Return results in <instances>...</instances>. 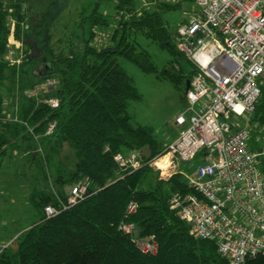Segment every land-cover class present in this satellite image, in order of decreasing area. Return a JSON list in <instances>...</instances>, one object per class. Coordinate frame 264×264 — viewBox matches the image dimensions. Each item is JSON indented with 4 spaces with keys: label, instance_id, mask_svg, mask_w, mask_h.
I'll return each mask as SVG.
<instances>
[{
    "label": "trees",
    "instance_id": "1",
    "mask_svg": "<svg viewBox=\"0 0 264 264\" xmlns=\"http://www.w3.org/2000/svg\"><path fill=\"white\" fill-rule=\"evenodd\" d=\"M152 3L151 9L141 12L136 0H95L82 7L78 23L66 39V53L56 54L48 47L36 54L31 37L42 41L51 37L50 32H43L44 24L51 23L48 11L36 23V16L24 7L26 0H0V170L4 158L15 151L21 159L24 156L39 164L37 171L43 181L41 186L33 180L29 184L35 221L16 237L14 248L8 245L0 250V264H232L214 240L196 237L191 225L171 208L172 194L198 193L181 170L167 179L159 177L151 160L166 144L152 126L133 125L128 113V105L141 96L120 59L144 72L156 71L157 64L143 44L154 45L167 55L162 72L183 94L196 72L195 65L177 48L175 33L164 17L179 2ZM109 26L108 39L97 45L94 28ZM10 36L20 43L17 48L13 45L14 58L19 59L16 63L5 57ZM47 77L58 82L44 92L58 99L55 108L31 94ZM259 87L250 121L261 126L264 76ZM52 121L56 122L54 131L46 135V126ZM64 145L71 150L73 167H66L61 159ZM145 145L150 149L149 159L141 153ZM130 150L140 151L145 164L126 170L116 163L115 154ZM258 166L264 177L263 159ZM83 178L88 179V187L82 198L58 214L46 216L44 206L65 201L68 185ZM131 202L136 208L128 213ZM122 222L135 224L133 236L120 229ZM150 235L157 242L155 254L141 252L134 241ZM241 264H264V252Z\"/></svg>",
    "mask_w": 264,
    "mask_h": 264
},
{
    "label": "built area",
    "instance_id": "2",
    "mask_svg": "<svg viewBox=\"0 0 264 264\" xmlns=\"http://www.w3.org/2000/svg\"><path fill=\"white\" fill-rule=\"evenodd\" d=\"M196 3L186 22L177 29L176 43L196 67L184 92L183 110L175 117L181 129L151 160L171 171L197 156L200 162L188 177L198 194L174 193L171 208L189 223L201 239L214 240L218 251L232 264L264 252V177L259 160L264 147L248 146L250 129L234 127L233 117L253 113L260 95L259 79L264 76V0H191ZM6 54L10 63L20 43L10 36ZM57 79L47 77L31 94L55 108L58 99L44 94ZM56 122H49L45 134H52ZM138 150L119 152L114 160L126 170L141 167ZM88 179H78L65 201L44 206L53 216L78 201ZM136 204L128 205V213ZM120 229L134 235L135 224L122 222ZM143 253L155 254L153 235L134 239Z\"/></svg>",
    "mask_w": 264,
    "mask_h": 264
},
{
    "label": "rangeland",
    "instance_id": "3",
    "mask_svg": "<svg viewBox=\"0 0 264 264\" xmlns=\"http://www.w3.org/2000/svg\"><path fill=\"white\" fill-rule=\"evenodd\" d=\"M53 3H50V2ZM95 0H26L28 13L36 16V23L44 12L48 11V20L51 23H45L43 32L51 33L48 41L37 40L31 37L33 45L36 47V54L41 53L43 49L51 47L57 54L59 52L66 53L68 35L74 30L80 18V11L84 5H88ZM158 0H136V9L143 11L151 9L152 2ZM171 4L179 2L175 8L168 10L164 17L169 28L174 31L175 36L177 29L186 22L191 11L195 10L196 3L191 0H167ZM111 15L115 12L114 8L108 7ZM112 20V19H111ZM51 27H48V25ZM34 25V24H33ZM32 25V26H33ZM34 26H37L36 24ZM34 30V27H32ZM110 28L94 29L97 34L94 40L97 45L108 39ZM39 27L35 28L38 30ZM24 39L28 38V34H24ZM11 38V37H9ZM73 38V37H72ZM141 40L143 38L141 37ZM18 42V40H16ZM152 54V58L157 64V70L154 72H144L136 65L126 59H120V63L131 76L141 98L138 101H132L128 105V113L131 115L133 125H149L152 126L154 134L164 144L172 141L177 135L179 128L175 123V117L183 110L185 100L184 94L174 81L162 72L167 65V55L154 45L143 44ZM178 48V47H177ZM187 56V55H186ZM6 57V56H5ZM7 58V57H6ZM188 58V56H187ZM189 59V58H188ZM7 109L9 111V99ZM248 114L246 118L233 117L234 127L247 126L250 129V137L248 146L251 149L264 147V124L258 125L257 121H250ZM61 159L66 167H73V158L71 150L64 145L61 151ZM200 160L195 158L187 163L182 164L176 170H181L187 179L194 172L195 167ZM154 168L158 170L159 177L167 179L172 172L162 165L152 163ZM39 164L32 160H27L23 156L15 155V151L4 158L3 165L0 170V250L8 246L14 248L16 246V237L28 228L36 219V210L30 203L29 184L32 180L37 184H43L41 174L37 171ZM22 171H26L23 174ZM156 175L155 172H152ZM37 175V177H35ZM151 175V174H150ZM153 178V177H152ZM75 182V181H74ZM73 182V184H74ZM73 184L68 185L70 188Z\"/></svg>",
    "mask_w": 264,
    "mask_h": 264
},
{
    "label": "water",
    "instance_id": "4",
    "mask_svg": "<svg viewBox=\"0 0 264 264\" xmlns=\"http://www.w3.org/2000/svg\"><path fill=\"white\" fill-rule=\"evenodd\" d=\"M188 87H189V81H187L185 90L188 89ZM141 153L147 159L151 157V153L148 145H145L141 148Z\"/></svg>",
    "mask_w": 264,
    "mask_h": 264
},
{
    "label": "crops",
    "instance_id": "5",
    "mask_svg": "<svg viewBox=\"0 0 264 264\" xmlns=\"http://www.w3.org/2000/svg\"><path fill=\"white\" fill-rule=\"evenodd\" d=\"M177 126H178V125H177ZM178 128H179V131H180L181 127L178 126ZM179 131H178V133H179ZM178 133H177V135H178ZM177 135H176V136H177ZM176 136H175V137H176ZM175 137H174V138H175ZM174 138H173V139H174ZM173 139H172V140H173ZM179 166H181V165H179ZM179 166H178V167H179ZM179 168H180V167H179Z\"/></svg>",
    "mask_w": 264,
    "mask_h": 264
}]
</instances>
